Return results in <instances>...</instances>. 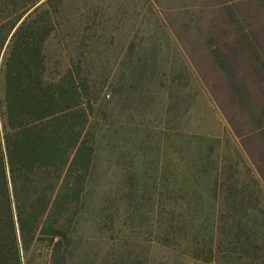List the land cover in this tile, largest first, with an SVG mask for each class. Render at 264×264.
Returning a JSON list of instances; mask_svg holds the SVG:
<instances>
[{
	"label": "rangeland",
	"instance_id": "obj_1",
	"mask_svg": "<svg viewBox=\"0 0 264 264\" xmlns=\"http://www.w3.org/2000/svg\"><path fill=\"white\" fill-rule=\"evenodd\" d=\"M219 6H232L241 28ZM36 9L28 18L55 17L47 68L84 87L83 138L94 148L68 264H261L254 231L231 255L211 218L231 196L236 211L224 215L255 219L240 205L264 199V131L240 139L264 126V74L238 37L253 34L264 57V0H41ZM218 138L231 143L228 157L241 152L244 169L234 160L219 170V184L239 173L234 194H215L217 173L202 163ZM35 251L33 264H46L50 248Z\"/></svg>",
	"mask_w": 264,
	"mask_h": 264
},
{
	"label": "trees",
	"instance_id": "obj_2",
	"mask_svg": "<svg viewBox=\"0 0 264 264\" xmlns=\"http://www.w3.org/2000/svg\"><path fill=\"white\" fill-rule=\"evenodd\" d=\"M5 2L21 7L13 13L0 8V57L6 46L0 65V264H33L40 258L35 251L39 244L51 250L46 264H68L80 247L69 236L81 224L94 159V148L83 138L85 90L67 72L55 79L50 76L46 44L56 30L55 17L50 13L44 22L28 18L41 0H0V6ZM219 7L241 28L232 6ZM12 16L16 21L9 23ZM238 37L264 74V57L256 37L243 29ZM263 131L260 124L240 139ZM230 144L220 138L206 141L209 152L202 163L207 168L212 165L210 169L217 173L215 194L220 189L234 194L239 181L236 173L229 182L219 184L221 165L236 160V167L244 169L239 149L236 159L227 156ZM243 149L248 152L244 142ZM262 176L264 179L263 171ZM252 203L244 200L240 208L254 211L255 219L224 215L223 210L234 211L237 206L229 196L220 216L211 218L212 229L218 234L219 249H232L235 256L253 244L252 234H248L254 231L253 240L261 242L260 261L264 264V199ZM191 219H186L188 224L196 221Z\"/></svg>",
	"mask_w": 264,
	"mask_h": 264
}]
</instances>
